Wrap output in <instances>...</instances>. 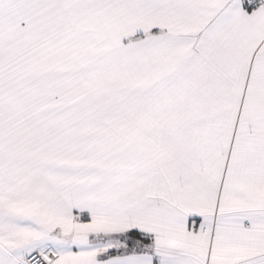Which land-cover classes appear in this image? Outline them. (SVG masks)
<instances>
[{
  "label": "snow or ice",
  "instance_id": "snow-or-ice-1",
  "mask_svg": "<svg viewBox=\"0 0 264 264\" xmlns=\"http://www.w3.org/2000/svg\"><path fill=\"white\" fill-rule=\"evenodd\" d=\"M0 264H264V0H0Z\"/></svg>",
  "mask_w": 264,
  "mask_h": 264
}]
</instances>
